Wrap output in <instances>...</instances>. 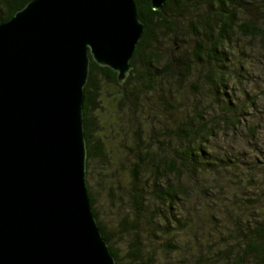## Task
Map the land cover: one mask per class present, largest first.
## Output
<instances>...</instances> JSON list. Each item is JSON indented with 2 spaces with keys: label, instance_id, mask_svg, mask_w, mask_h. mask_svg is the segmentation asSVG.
<instances>
[{
  "label": "trees",
  "instance_id": "obj_1",
  "mask_svg": "<svg viewBox=\"0 0 264 264\" xmlns=\"http://www.w3.org/2000/svg\"><path fill=\"white\" fill-rule=\"evenodd\" d=\"M31 1L0 0V22ZM136 6L145 27L126 80L92 60L85 88L101 232L117 264H264V0ZM125 121L128 180L115 197L110 143ZM94 163L115 198L113 230L97 210Z\"/></svg>",
  "mask_w": 264,
  "mask_h": 264
},
{
  "label": "water",
  "instance_id": "obj_2",
  "mask_svg": "<svg viewBox=\"0 0 264 264\" xmlns=\"http://www.w3.org/2000/svg\"><path fill=\"white\" fill-rule=\"evenodd\" d=\"M144 27L136 0H32L0 22V264H117L87 188L85 88L92 60L126 80Z\"/></svg>",
  "mask_w": 264,
  "mask_h": 264
},
{
  "label": "rangeland",
  "instance_id": "obj_3",
  "mask_svg": "<svg viewBox=\"0 0 264 264\" xmlns=\"http://www.w3.org/2000/svg\"><path fill=\"white\" fill-rule=\"evenodd\" d=\"M165 49V47H164ZM188 50H191L192 47L189 45L187 48ZM129 125L128 121H125V123H121V128L116 127V130H121V135L118 136H111L113 139L111 140L110 147H112L117 152V159L115 163L110 165L109 168V175L112 177L114 174V184L115 187V197H118L121 194L120 187L121 185L125 184L128 180L127 171H129V154L128 151H126L125 142L127 145H129L132 142V137L130 132L127 130V126ZM153 123L152 121L147 124V127H152ZM125 128V129H124ZM115 130V129H114ZM116 133V132H115ZM223 143V141H221ZM125 153V154H123ZM123 165L125 166V169L123 168ZM117 168V169H116ZM101 169L102 166L100 163H94L92 164L91 172H90V182L95 187V192L97 194L98 202H97V210L98 213L103 220V222L108 225L109 228L112 230L117 227L118 224V218L116 215L117 209L114 207V205H111L112 201L115 200L114 197L111 196L109 192V181L108 184H106L107 188L100 186V180H101ZM117 204L120 203L119 199L116 198ZM118 238H115V245L121 249L122 254H124V241H117Z\"/></svg>",
  "mask_w": 264,
  "mask_h": 264
}]
</instances>
